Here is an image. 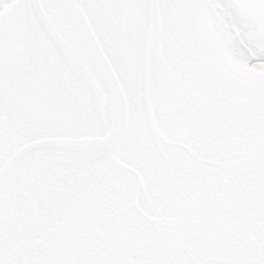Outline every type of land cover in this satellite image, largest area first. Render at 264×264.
<instances>
[{
  "label": "snow or ice",
  "instance_id": "6c2138e0",
  "mask_svg": "<svg viewBox=\"0 0 264 264\" xmlns=\"http://www.w3.org/2000/svg\"><path fill=\"white\" fill-rule=\"evenodd\" d=\"M0 264H264V0H0Z\"/></svg>",
  "mask_w": 264,
  "mask_h": 264
}]
</instances>
